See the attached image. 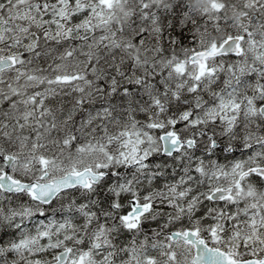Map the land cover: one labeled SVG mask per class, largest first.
I'll return each mask as SVG.
<instances>
[{
    "label": "snow or ice",
    "instance_id": "6c2138e0",
    "mask_svg": "<svg viewBox=\"0 0 264 264\" xmlns=\"http://www.w3.org/2000/svg\"><path fill=\"white\" fill-rule=\"evenodd\" d=\"M0 264H264V0H0Z\"/></svg>",
    "mask_w": 264,
    "mask_h": 264
},
{
    "label": "trees",
    "instance_id": "16d2710c",
    "mask_svg": "<svg viewBox=\"0 0 264 264\" xmlns=\"http://www.w3.org/2000/svg\"><path fill=\"white\" fill-rule=\"evenodd\" d=\"M199 6V5H198Z\"/></svg>",
    "mask_w": 264,
    "mask_h": 264
}]
</instances>
